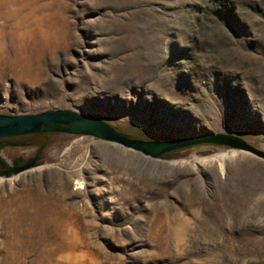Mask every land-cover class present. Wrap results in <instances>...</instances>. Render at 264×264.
Segmentation results:
<instances>
[{"label":"rangeland","instance_id":"1","mask_svg":"<svg viewBox=\"0 0 264 264\" xmlns=\"http://www.w3.org/2000/svg\"><path fill=\"white\" fill-rule=\"evenodd\" d=\"M49 110L264 151V0H0V114ZM171 153L0 139V264H264V160Z\"/></svg>","mask_w":264,"mask_h":264},{"label":"water","instance_id":"2","mask_svg":"<svg viewBox=\"0 0 264 264\" xmlns=\"http://www.w3.org/2000/svg\"><path fill=\"white\" fill-rule=\"evenodd\" d=\"M38 133H67L92 136L97 139L131 149L153 159L188 147L212 144L221 145L238 151H244L264 160V151L255 148L241 139L221 133H208L187 138L167 140L130 139L119 133L106 122L91 116L70 110H49L38 114L7 115L0 114V139ZM35 165V159L13 171L19 173Z\"/></svg>","mask_w":264,"mask_h":264},{"label":"bare ground","instance_id":"3","mask_svg":"<svg viewBox=\"0 0 264 264\" xmlns=\"http://www.w3.org/2000/svg\"><path fill=\"white\" fill-rule=\"evenodd\" d=\"M114 144V143H113ZM117 145V144H116ZM119 146V145H118ZM121 147V146H120ZM124 149H127V148H124ZM262 149H264V148H262ZM128 150H131V149H128ZM261 150V149H260ZM131 151H133V150H131ZM238 151V150H237ZM263 151V150H262ZM135 152V151H134ZM240 152H244V151H240ZM136 153H138V152H136ZM244 153H246V152H244ZM141 154V153H140ZM248 154V153H247ZM143 156H145V155H143ZM146 157H148V156H146ZM150 158V157H149ZM151 159H153V158H151ZM154 160H159V159H154Z\"/></svg>","mask_w":264,"mask_h":264},{"label":"trees","instance_id":"4","mask_svg":"<svg viewBox=\"0 0 264 264\" xmlns=\"http://www.w3.org/2000/svg\"><path fill=\"white\" fill-rule=\"evenodd\" d=\"M171 155H172V153H169V154L164 155V157H165V158H168V157H170Z\"/></svg>","mask_w":264,"mask_h":264}]
</instances>
